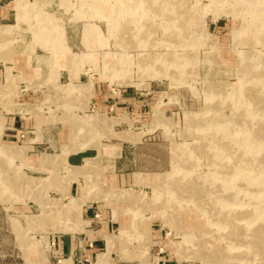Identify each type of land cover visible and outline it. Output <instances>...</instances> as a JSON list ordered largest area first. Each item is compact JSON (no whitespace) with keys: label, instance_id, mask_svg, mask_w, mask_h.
<instances>
[{"label":"rangeland","instance_id":"1","mask_svg":"<svg viewBox=\"0 0 264 264\" xmlns=\"http://www.w3.org/2000/svg\"><path fill=\"white\" fill-rule=\"evenodd\" d=\"M149 1L0 0V264H226L230 239L229 264H264V155L246 184L239 154L264 112V0ZM218 193L239 233L174 212Z\"/></svg>","mask_w":264,"mask_h":264},{"label":"bare ground","instance_id":"2","mask_svg":"<svg viewBox=\"0 0 264 264\" xmlns=\"http://www.w3.org/2000/svg\"><path fill=\"white\" fill-rule=\"evenodd\" d=\"M148 2H151V1L148 0ZM149 6H150V4H149ZM166 65L173 66V63L172 64H166ZM246 92H247V88H245V86H243V92L240 93V96H238V100L236 102L237 105L241 101H244L246 99L248 100L249 96H250L249 97L250 100L251 99L254 100V97H252V95H247V94L245 95ZM260 103H261V101H260ZM235 105H234V107H235ZM257 114H259L258 116L261 117V120L258 123L259 125L255 126V127L254 126L247 127L245 130V133H247V137H242V134H241V139L243 138V140L241 141V144H240L241 147H240L239 154L245 158L247 164L249 165V166L247 165L248 166L247 168L250 171L249 174L243 178L245 180L246 184H248L250 182L253 183L256 181V180H254V178H256L254 176V174H256L255 171L257 170V168L259 166H261L263 164L262 162L259 161L258 157L260 156V153L264 155V150L262 149V146H264V134L262 131L263 127H264V112L262 111V113H257ZM251 116H256V115H251ZM223 134H224V136H222V135L221 136H222V138L224 137V139L223 140L219 139L220 141L228 140V141L236 143L237 137L235 135L233 137H230V135L228 134L227 131L226 132L224 131ZM203 138H205L204 140L207 139L206 137H203ZM219 138H221V137H219ZM204 143H206V142H204ZM0 150H2V148H0ZM178 161H179V163H181L180 160H178ZM218 164H219L218 169L220 171H224L225 168L222 166L223 162L221 161V164L220 163H218ZM176 173H178V174L174 175V177H171L170 178L171 180H169V181H171L170 183L174 184L175 186H176V183H181L182 180L186 183L187 182L190 183L192 186L193 185L201 186L203 183V180H205V179H203V177H197L194 175L189 176V175L185 174V175L181 176V170L176 171ZM215 196L216 197L213 199H210V201H207L206 203L204 202L201 204L199 202V201H202L201 198H197V197L195 198L194 197V201H193L194 203L189 204L186 202L182 205L184 207H178L177 206V207H175L174 212L177 213L178 219L180 221L183 220V216L187 217L185 219V222H184V224H186V225H187L186 222H189L192 220L198 221L199 219H201L202 216H203L202 218L204 220L209 219V217L212 216V219L214 220L215 225L220 224V222H222V221L223 222L227 221L229 223H226L225 225L227 227H229L230 229L234 228L232 231L239 233V228H238L239 226L233 225L231 223V221H233L235 219L232 215V211H230V210H232L231 209V207L233 205L232 202L224 201L226 203V205H224L222 203V200H221V198H222L221 194L218 193V195L216 194ZM205 204L207 205L206 208L203 207ZM198 206H200L204 210L200 209ZM216 211H219L217 213V215H216ZM208 230H209V228H208ZM248 236H249L250 240L257 242L258 244L262 243V241H263L262 239H264V219L263 218L261 220H258L257 223L253 225V227L250 229V232L248 233ZM235 242L239 243L241 241H239L237 239H232V240L230 239L229 241H225V242L222 241V243H219V245H218V250L224 248V250L226 252H228L227 255L226 254L225 255H219V257L226 264H229L232 260L231 252L234 249V247H236V245H234ZM262 244H263L262 247L264 248V243H262ZM212 254L216 255L217 251H213ZM104 259L105 258L103 255L99 256L100 262H102Z\"/></svg>","mask_w":264,"mask_h":264},{"label":"crops","instance_id":"3","mask_svg":"<svg viewBox=\"0 0 264 264\" xmlns=\"http://www.w3.org/2000/svg\"><path fill=\"white\" fill-rule=\"evenodd\" d=\"M15 2H16V6H18V3H19V0H15ZM4 24H0V26H3ZM7 26H12V25H7ZM7 68V67H6ZM40 119H41V116H39V117H37V123H36V129H37V126H38V124H39V122H40ZM17 123V118L16 117H11V116H9V117H6V120H5V129H4V131H3V134H2V140L4 139V138H6V137H11V136H15V134H13V133H10V131H13V130H15L16 129V124ZM70 124V123H69ZM70 128H71V130H70V134H69V136H68V140H69V142H68V144H63V145H70L71 147H73V145H74V142H73V144H72V141L74 140V137H73V134H72V131H73V129H72V126H71V124H70ZM37 139V138H36ZM5 143V142H4ZM7 144V143H6ZM72 144V145H71ZM12 145H15V144H12ZM62 145V146H63ZM1 146V145H0ZM63 151V150H62ZM46 153H43L41 156H40V158L39 159H35V158H33V157H28V159H29V164H31L33 167H35V168H42V157H43V155H45ZM47 155H50V154H47ZM50 156H52L53 157V159H55V158H58L59 156H61V154H59V155H50ZM36 160V161H35ZM56 167H58L57 166V164H54V165H51V169L50 170H52V171H54L55 172V169L54 168H56ZM77 167V166H76ZM82 167V166H81ZM45 168H48L47 166L45 167ZM48 172H50V174H51V171H48ZM129 178V174L128 173H119V174H116L115 176H114V178H113V185H115V184H124L123 182H125V180L126 179H128ZM60 184L62 183V179H61V181L59 182ZM84 206V205H83ZM85 222V221H84ZM67 239H66V241H65V256H67V257H69V256H71L72 257V255H73V253H74V250L76 249V247H77V242H76V239H73V237H71V236H67L66 237ZM97 255V254H96Z\"/></svg>","mask_w":264,"mask_h":264}]
</instances>
